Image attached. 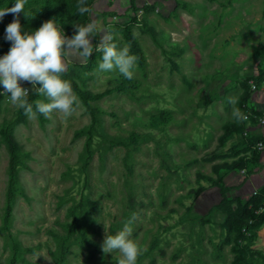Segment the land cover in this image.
<instances>
[{"label":"rangeland","instance_id":"obj_1","mask_svg":"<svg viewBox=\"0 0 264 264\" xmlns=\"http://www.w3.org/2000/svg\"><path fill=\"white\" fill-rule=\"evenodd\" d=\"M134 2L136 10L129 0H95L91 7L98 27L111 32L118 47H129L120 30L129 24L144 61L137 62L125 90L89 100L96 121L85 167L91 118L80 98L67 119L56 112L50 118L23 112L22 121L12 124L19 163L6 223L9 148L0 133V264H8L12 239L20 244L16 264H55L54 233H65L69 207L81 199L89 242L70 239L62 264H118L120 253L105 254L101 244L105 232L115 234L130 220L131 238L144 249L137 264H234V244H221L224 204L247 198L239 187L253 168L245 147L257 139L251 133L256 123L237 122L232 113L258 110L247 99L264 81V0ZM36 4L28 0L25 13ZM79 15L71 26L80 24ZM7 24L4 16L1 38ZM101 60L102 52L95 51L90 68L88 58L69 63L80 88L99 93L121 83L118 71L98 70ZM21 86L36 92L34 103L48 102L31 84ZM9 95L2 86L0 129L17 116ZM158 114L166 119L153 124ZM227 163L232 171L245 170L233 178L222 167ZM258 211L264 213V203ZM242 230L254 231L251 248L264 255V221Z\"/></svg>","mask_w":264,"mask_h":264},{"label":"clouds","instance_id":"obj_2","mask_svg":"<svg viewBox=\"0 0 264 264\" xmlns=\"http://www.w3.org/2000/svg\"><path fill=\"white\" fill-rule=\"evenodd\" d=\"M27 3L28 0H15L11 7L0 8V20L8 14L14 17L5 28L4 39L10 42L11 46L6 54L0 56V85L5 93L10 94L11 103L23 109L29 118H35L37 113L50 118L51 114L56 112L67 119L75 112L80 100L71 82L64 78V74L72 60H86L93 53L94 47L95 51L102 52L99 71H118L126 79L134 78L137 57L131 54L129 47H118L113 42L111 32L98 27L93 10L86 4V0H78L77 12L81 15L88 14L89 22L86 25H74L75 33L71 37L65 35L53 19L44 21L34 31H25L19 16L23 13L27 18ZM98 34L100 41L94 46L92 38ZM22 82L31 84L48 102L36 101L34 111L33 104L28 100L29 89L22 87ZM228 102L235 103L231 97ZM232 115L237 122L248 119L239 108L234 109ZM131 224L132 221H128L123 229L115 234L105 232L101 244L105 254L120 253L118 264H137L138 257L144 251L138 242L131 238Z\"/></svg>","mask_w":264,"mask_h":264},{"label":"trees","instance_id":"obj_3","mask_svg":"<svg viewBox=\"0 0 264 264\" xmlns=\"http://www.w3.org/2000/svg\"><path fill=\"white\" fill-rule=\"evenodd\" d=\"M37 3L35 6H31L29 12L26 13V17L24 15L19 16V20L23 22V27L25 31H30V28L37 29L40 25L49 19H53L61 29L64 34L68 37H71L75 33V27L71 26L70 19L74 18L77 12V3L78 0H29V2ZM95 0H86V4L92 7V4ZM130 7L134 10L137 9V5L134 0H129ZM15 3V0H0V6L3 7H11L12 4ZM34 16V17H33ZM8 18V24L13 20V15H6ZM33 17V18H32ZM132 19V20H131ZM129 19V22H133L134 18ZM77 22L80 24H87L89 22L88 14L79 15L76 18ZM7 24V25H8ZM121 34L124 40L128 43L130 51L137 57V62L142 64L144 61L142 51L138 45L136 37L131 30L129 24H122L120 26ZM92 43L95 46L99 43V34L92 38ZM10 42L6 41L4 38L0 37V56L6 54L10 48ZM95 48V47H94ZM94 50L91 56L88 58L87 67H91L94 63ZM64 78L68 79L71 82L72 88L75 93L78 95L80 100L84 103L85 107L90 113L91 122L88 125L87 132L88 136L85 139V160L83 163V168L91 157V136L90 131L93 129L95 123V115L92 107L89 104V100L97 99L100 96L117 90L122 91L125 90V86H127L126 79L121 75V83L116 84L110 88H106L105 90L99 93H92L87 89L80 88L75 79L69 74V71L64 74ZM261 78H258L260 81ZM2 85H0V88ZM36 96V92L33 91L29 94L28 100L29 103L33 104V110L35 111V103L34 98ZM23 109L17 108V116L8 124L4 125L2 129H0V133L3 135L5 142L9 148V160H8V179L7 186L5 192V206L3 212V223H6L9 215L11 204L13 201L14 193H15V183L17 178V164L19 163V153L18 146L11 134L12 124L18 123L23 119ZM258 110H253L251 113H257ZM39 118L41 117L40 113H37ZM166 119L164 114H158L151 117V122L154 124L157 120ZM251 120H253L251 118ZM134 135L131 134L130 138H133ZM257 140L263 139L262 137H256ZM255 140L251 146V148L245 147V150L249 149L250 153L248 155V159H252L254 153L258 150H255L253 147ZM247 148V149H246ZM254 158V157H253ZM231 164H223V168H231ZM208 180L214 185L220 186L215 179L208 177ZM224 189V186H221ZM200 191V187L194 189V193L198 194ZM87 202H91L87 200ZM234 201V207L230 206V203ZM264 201V185L258 188L254 193L248 196L244 201H242L238 197H234L233 200H229V202L225 203L224 206L227 208L226 216L224 218L223 226L225 227V233L221 239V244L223 243H233L234 244V264H264V255L257 248H251L253 244V236L254 231L246 234L242 227L243 225L251 224L252 226H259L264 221V213L258 211L261 207L262 202ZM92 203V202H91ZM82 199L79 200L76 204H73L69 207V212L72 217L69 222L66 223L65 233L64 234H56L54 233V237L57 240L58 248L53 254V258L55 264H62L65 261L66 250L69 244L70 239H77L80 243L84 241H88L86 238V229L85 223L83 222V211H82ZM253 221L249 223V221ZM242 241V244H240ZM89 242V241H88ZM20 244L12 239L11 242V255L8 261V264H16V259L18 257ZM29 250V248H25Z\"/></svg>","mask_w":264,"mask_h":264},{"label":"crops","instance_id":"obj_4","mask_svg":"<svg viewBox=\"0 0 264 264\" xmlns=\"http://www.w3.org/2000/svg\"><path fill=\"white\" fill-rule=\"evenodd\" d=\"M180 48V47H179ZM252 73H257V69L252 71ZM264 81L262 80L261 83L258 85V88L254 89L250 92L249 97L247 99V103L252 107V109H264ZM251 133L255 137H262L264 138V126L258 128V124H254L251 126ZM254 157V158H253ZM252 159H248L249 165L253 168L251 171H248L247 174L243 176L241 183L239 185L240 190L244 191L247 195L246 197L250 196L254 193L259 187L264 185V149L258 150L254 153ZM235 169V168H234ZM245 169L242 168L241 170L236 171H244ZM232 171V169H228V175H232L233 178L238 177V172ZM240 179V178H239ZM225 183L227 179H224ZM225 184V185H227ZM229 185V184H228Z\"/></svg>","mask_w":264,"mask_h":264},{"label":"built area","instance_id":"obj_5","mask_svg":"<svg viewBox=\"0 0 264 264\" xmlns=\"http://www.w3.org/2000/svg\"><path fill=\"white\" fill-rule=\"evenodd\" d=\"M251 87L254 88V84H251ZM2 90V89H1ZM248 116L247 120H251V118L253 119V121L260 125V124H264V109L258 110L257 113H251V112H246L245 113ZM264 140L263 139H259L255 142V144L253 145V147L256 150H262L264 149ZM264 203V201L262 202Z\"/></svg>","mask_w":264,"mask_h":264}]
</instances>
